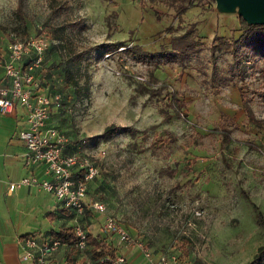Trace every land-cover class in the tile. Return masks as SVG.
<instances>
[{
	"label": "rangeland",
	"instance_id": "rangeland-1",
	"mask_svg": "<svg viewBox=\"0 0 264 264\" xmlns=\"http://www.w3.org/2000/svg\"><path fill=\"white\" fill-rule=\"evenodd\" d=\"M49 1L24 0L19 13L17 0H0V73L14 26L25 25L28 36L41 29L51 45L53 26L82 20L83 27L74 29L72 37L80 46L93 47V53L98 42L120 39L143 50L169 48L170 36L195 22L203 41L182 56L146 60L124 49L100 59L94 56L90 96L73 98L64 108L54 104L47 125L68 137V149L88 152L98 164L86 200H102L106 207L85 213L94 231L100 232L104 215L112 213L154 250L173 252L179 261L243 264L264 241V226L257 223L254 209L256 204L264 213V125L245 118L231 81L261 89L249 95L255 115L263 117L264 76L250 62L243 63L240 75L230 53L211 44L215 33L239 34L235 13L216 11L214 0L188 6L181 19L164 4H159L157 17L147 0H65V6L57 8ZM58 57L47 49L40 73ZM163 81L166 87L155 91ZM173 88L184 101L185 115L172 113L168 89ZM44 90H56L60 101L65 100L64 87L50 89L45 84ZM220 110L238 123L234 138L224 146L208 133ZM111 121L130 127L108 139L73 140L97 133ZM152 123L159 134L170 130L175 140H155L147 127ZM244 138H251L257 148ZM187 163H192L190 168Z\"/></svg>",
	"mask_w": 264,
	"mask_h": 264
},
{
	"label": "trees",
	"instance_id": "trees-1",
	"mask_svg": "<svg viewBox=\"0 0 264 264\" xmlns=\"http://www.w3.org/2000/svg\"><path fill=\"white\" fill-rule=\"evenodd\" d=\"M149 1L154 13L157 17L161 15V10L159 9V4H164L167 6L173 7L174 16L181 19L182 12L191 5L198 4L199 0H147ZM24 0H17V10L19 13L22 12V4ZM50 4L54 7H63L66 4L65 0H50ZM238 18V29L240 30L238 35H223L215 33L211 38V44L215 47H219L229 52L231 55L232 63L238 70L240 75L244 71V62H250V66L253 68H258L259 72L264 76V22L259 23H248L246 20L237 15ZM189 27L184 31H181L178 34H172L170 36V47L167 48L162 46L161 49L156 51L143 50L137 43L129 44V41L120 39V40H105L100 41L95 44L96 51L92 53V48L89 49L85 46H80L75 39L72 37V31L74 29H79L83 27L82 20L73 19V20H64L60 25L53 26L51 28V37H53V42L47 49L51 51H56L58 53V58L53 59L49 66L44 68L43 74L40 71L43 69L44 65V56L40 63L34 68V77L38 80L40 87L44 90L45 84L51 88H61L64 87L67 89L65 93V100L62 102L60 98L57 105H61L63 108L66 107L67 102L73 98H82L89 97L91 93V73L89 71V66L93 62L94 56L97 58H102L106 54L111 53L112 51H117L118 49L127 50L129 53L141 57L142 59H151L154 57H163L167 60L171 58H176L177 55H184L189 51H193L196 47H199L202 43V36L196 30L195 22H189ZM168 28L171 25L167 26ZM16 31L10 32V39L18 37L20 39L26 38L27 29L25 25L14 26ZM17 32L20 34L18 35ZM38 32H42L41 29H38ZM44 33V32H43ZM9 43V42H8ZM8 46V44H7ZM8 47L3 55V62L6 57ZM30 55H27L23 58V62L26 63L30 59ZM3 75V69L2 74ZM43 75V76H42ZM231 83L237 87L239 91V97L241 100V106L245 112V118L255 126L264 125V116L258 117L255 115L252 104L250 101L249 92L260 93L261 89L249 86L245 84L242 80L238 83L237 80H232ZM166 82H161V85L155 89V91L160 92L162 88L166 87ZM45 91V90H44ZM57 92L56 90H53ZM47 92V90H46ZM49 93V92H47ZM59 93V92H58ZM169 99L168 104L172 109V113L175 115H185L182 110L184 101L179 96L178 91L173 89H168ZM51 94V93H50ZM60 94V93H59ZM61 97V95H60ZM238 126L235 118L223 110L219 111L217 122L210 127L209 134L217 135L220 140V146L228 144L234 137L233 131ZM54 127V126H53ZM130 126L111 121L106 123L102 129L94 134L86 135L81 138L73 139L76 142H79L81 139L86 140L94 136L100 137L102 139H108L114 134L121 131L122 128H128ZM147 127L155 128V124H149ZM153 130V129H152ZM156 137L155 140H161L166 137L168 141L173 142L175 137L173 133L164 129L162 134H159L155 129L153 130ZM165 141L161 142L164 143ZM244 142L253 148H257V145L251 138H244ZM69 145V146H68ZM74 142L72 144V147ZM70 148V142L67 137V141L64 145L65 151H76ZM191 160V162H193ZM187 168H190L192 163H187ZM74 177L79 175L77 171H74ZM93 179V178H92ZM90 179L88 183L92 180ZM87 183V186H88ZM65 210L69 208L64 207ZM255 215L257 223L264 226V213L263 211L255 204ZM88 208L84 211L83 215L87 216L85 213ZM92 211V210H91ZM93 212V211H92ZM86 232V247L90 251L93 259L99 262V264H108L111 262L112 258L118 253V246L115 245L113 239L109 237L102 229L99 231H94L91 227L88 226V223H84L82 218L78 220ZM85 224H87L85 226ZM125 224V223H124ZM51 235L53 238H59L60 240H65L69 242H75L77 235L75 233L74 224L73 225H63L56 230H52ZM85 247V248H86ZM178 256V255H177ZM179 259V256H178ZM186 260V259H183ZM191 264H202L198 258H194L191 261ZM243 264H264V241L257 245L255 252L252 256L245 261Z\"/></svg>",
	"mask_w": 264,
	"mask_h": 264
},
{
	"label": "built area",
	"instance_id": "built-area-1",
	"mask_svg": "<svg viewBox=\"0 0 264 264\" xmlns=\"http://www.w3.org/2000/svg\"><path fill=\"white\" fill-rule=\"evenodd\" d=\"M45 33H35L24 39L14 37L8 43L0 77V113H11L17 104L26 111L25 125L18 131L26 150L25 164L40 163L50 176L38 178L34 174L23 175L8 183L10 190L22 184H38L54 193L63 207L83 214L86 208L99 213L105 211V203L99 199L87 202V183L99 173V167L92 154L85 151H65L67 136L53 126L46 125L51 107L58 104L60 94L47 93L34 77V68L40 63L49 47ZM30 55L24 63L23 58ZM74 171L79 175L74 177ZM102 231L111 237L116 245L136 246L142 256V264H191L186 259L178 260L177 254L154 250L145 240L136 237L126 225L112 213H106ZM79 249L86 247V232L79 221L74 224ZM22 258L31 264H48V253L62 241L59 238L39 241L35 234L23 237ZM127 257L118 251L108 264H127Z\"/></svg>",
	"mask_w": 264,
	"mask_h": 264
},
{
	"label": "crops",
	"instance_id": "crops-1",
	"mask_svg": "<svg viewBox=\"0 0 264 264\" xmlns=\"http://www.w3.org/2000/svg\"><path fill=\"white\" fill-rule=\"evenodd\" d=\"M237 24H232V28ZM25 119L26 111L20 104L11 113H0V264H31L22 258V240L27 234H35L39 241L49 240L53 238L52 230L73 225L79 218L92 226L87 216L76 214L72 209L65 210L52 191L38 184L8 188L9 181L23 175L32 173L38 178L50 177L42 164L24 162L26 146L18 131L24 127ZM61 241L49 251L48 264H99L91 256L88 246L85 249L89 252H85L75 242ZM117 246V251L126 255L127 264H142V256L136 246Z\"/></svg>",
	"mask_w": 264,
	"mask_h": 264
},
{
	"label": "water",
	"instance_id": "water-1",
	"mask_svg": "<svg viewBox=\"0 0 264 264\" xmlns=\"http://www.w3.org/2000/svg\"><path fill=\"white\" fill-rule=\"evenodd\" d=\"M218 12L235 13L248 23L264 22V0H214Z\"/></svg>",
	"mask_w": 264,
	"mask_h": 264
}]
</instances>
